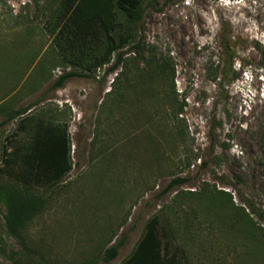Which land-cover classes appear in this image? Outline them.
Here are the masks:
<instances>
[{
	"label": "rangeland",
	"instance_id": "374dc122",
	"mask_svg": "<svg viewBox=\"0 0 264 264\" xmlns=\"http://www.w3.org/2000/svg\"><path fill=\"white\" fill-rule=\"evenodd\" d=\"M143 7L137 27L119 16L116 37L133 35L121 49L125 65L108 73L115 52L91 77L52 90L64 72H86L66 43L72 33L61 30L63 0H0V189L15 183L20 157L48 127L67 128L73 163L58 185L40 189L44 208L22 239L8 233L0 201V264L80 263L126 237L108 263L123 264L153 216L179 264L262 259L264 248L231 221L217 192H229L246 214L250 205L264 211V0H146ZM227 32L240 75L221 84L209 70L223 59ZM139 42L146 59L162 56L175 69L160 86H146L147 97L136 86L147 67ZM94 43L103 55L104 32ZM26 106L27 114L5 123ZM178 178L187 181L171 187Z\"/></svg>",
	"mask_w": 264,
	"mask_h": 264
},
{
	"label": "trees",
	"instance_id": "16d2710c",
	"mask_svg": "<svg viewBox=\"0 0 264 264\" xmlns=\"http://www.w3.org/2000/svg\"><path fill=\"white\" fill-rule=\"evenodd\" d=\"M146 0H63L64 3V26L72 33L71 39H67L72 56L75 59V66H81L86 72L67 71L61 74L50 86L52 90H57L74 77H91L92 73L100 66L109 63L115 52V60L107 69L108 73L117 71L122 65L126 64L127 51L121 50L126 44L130 43L133 35L130 33L125 39L120 40L116 37V30L119 27V16L122 15L127 24L137 27L143 20L144 3ZM60 30V31H61ZM104 32L107 37V48L103 55L95 42L100 40ZM92 41L93 48L87 46ZM83 47L87 51H83ZM140 42L135 49L139 53V58L146 62L147 67L142 69L137 75L136 86L144 96H149L146 88L148 85L159 86L166 81V72L174 76L175 69L169 60L162 56H156L152 60L146 59L144 53L140 52ZM223 59L218 64L211 67L209 75L220 81L221 84L232 83L239 78V72L234 69L239 55L233 48L230 32L223 36ZM74 49H80L74 51ZM90 49V50H89ZM94 50H96L95 54ZM121 50V51H119ZM91 51V52H90ZM103 52V51H102ZM152 52V51H151ZM261 66L264 68V47L260 49ZM91 53V54H90ZM154 53V52H153ZM241 61V60H240ZM241 67H245L246 65ZM126 75V73L124 72ZM123 74V75H124ZM127 78L131 87V81ZM135 86V85H134ZM133 87V86H132ZM134 89V88H131ZM138 94L139 91L135 90ZM142 100V99H141ZM6 110V107L3 106ZM31 106L11 110L8 112V123L20 116H24L31 110ZM22 170L16 172L15 183L2 186L0 189V201L7 207L5 215V225L10 235L22 239L28 229V225L44 208L45 198L39 192L41 188H54L72 170L73 163L71 158V140L67 128L61 129L48 127L40 130L33 142L29 144L28 151L20 157ZM203 165H206L204 162ZM185 178H178L173 181L171 187L186 182ZM230 193L218 190V202L224 205L227 211L232 212L231 221H241L244 225L243 232L256 245L264 248V227L256 222L252 217L255 215L264 221V211L250 205L251 214L245 213V208L235 206L229 202ZM0 218V226H1ZM160 219L158 216L151 217L147 224L143 237L140 239L133 253L123 262V264H179L178 254L172 249V245L166 244L162 239ZM127 238L123 237L114 242L109 247L99 249L98 253L90 260L80 263L70 264H108L116 259L121 247ZM113 240L110 241L112 243ZM4 253L0 242V255ZM39 264H57L47 260H42ZM264 264V255L259 261Z\"/></svg>",
	"mask_w": 264,
	"mask_h": 264
}]
</instances>
